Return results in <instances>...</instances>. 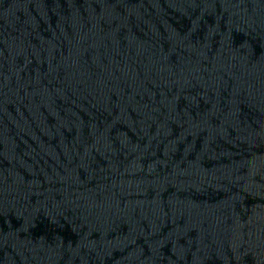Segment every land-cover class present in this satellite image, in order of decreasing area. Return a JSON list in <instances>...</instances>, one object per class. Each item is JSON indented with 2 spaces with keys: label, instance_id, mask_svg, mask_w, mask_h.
Returning a JSON list of instances; mask_svg holds the SVG:
<instances>
[{
  "label": "water",
  "instance_id": "95a60500",
  "mask_svg": "<svg viewBox=\"0 0 264 264\" xmlns=\"http://www.w3.org/2000/svg\"><path fill=\"white\" fill-rule=\"evenodd\" d=\"M0 264H264V0H0Z\"/></svg>",
  "mask_w": 264,
  "mask_h": 264
}]
</instances>
